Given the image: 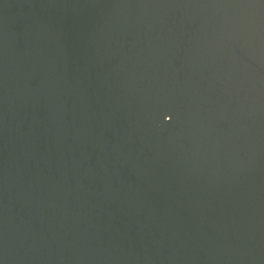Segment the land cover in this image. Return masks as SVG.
Returning a JSON list of instances; mask_svg holds the SVG:
<instances>
[{
	"label": "water",
	"instance_id": "95a60500",
	"mask_svg": "<svg viewBox=\"0 0 264 264\" xmlns=\"http://www.w3.org/2000/svg\"><path fill=\"white\" fill-rule=\"evenodd\" d=\"M0 264H264V0H0Z\"/></svg>",
	"mask_w": 264,
	"mask_h": 264
},
{
	"label": "snow or ice",
	"instance_id": "6c2138e0",
	"mask_svg": "<svg viewBox=\"0 0 264 264\" xmlns=\"http://www.w3.org/2000/svg\"><path fill=\"white\" fill-rule=\"evenodd\" d=\"M167 119H168V120H171V119H172V117H171V116H168V117H167Z\"/></svg>",
	"mask_w": 264,
	"mask_h": 264
}]
</instances>
